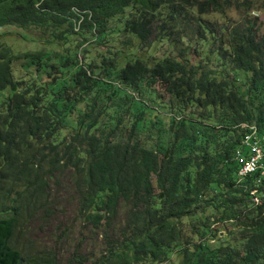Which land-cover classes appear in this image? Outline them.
<instances>
[{
    "label": "trees",
    "instance_id": "obj_1",
    "mask_svg": "<svg viewBox=\"0 0 264 264\" xmlns=\"http://www.w3.org/2000/svg\"><path fill=\"white\" fill-rule=\"evenodd\" d=\"M251 3L0 0V264H58L29 223L55 213L50 181L65 170L78 217L101 229L89 264H264V175H240L234 155L240 123L264 138ZM232 7L240 20L209 18ZM10 26L35 29L32 46L8 39ZM83 32L121 34L132 50L79 59L81 42L65 44ZM162 42L172 53L151 56ZM63 264L88 263L75 249Z\"/></svg>",
    "mask_w": 264,
    "mask_h": 264
},
{
    "label": "rangeland",
    "instance_id": "obj_2",
    "mask_svg": "<svg viewBox=\"0 0 264 264\" xmlns=\"http://www.w3.org/2000/svg\"><path fill=\"white\" fill-rule=\"evenodd\" d=\"M251 6L246 12V17L252 20L257 17L256 24L258 26L259 33L264 35V0H251ZM243 7L231 8L224 17L211 16L210 19L216 18L218 23L227 21L240 20L243 14ZM228 19V20H227ZM114 20L109 22L110 26H113ZM1 30H10L12 33L8 39H16L15 44L21 48H29L32 44L29 43L30 36L35 37L37 31L35 29H22L15 26L4 27ZM85 35L80 36L77 34H71L68 36L67 43L65 44L70 49H73L77 42L79 44L78 49H86L88 53L78 51L77 57L82 59L83 55H90L99 64L103 55H108L111 51L117 50L122 52L132 50L128 45L122 43L124 36L121 34H111V36H105L100 43H96L93 37L89 33L83 32ZM20 34L26 35L27 39L22 41L18 37ZM30 35V36H29ZM85 37V40H82ZM45 49H49V45L44 46ZM55 49H61L56 47ZM151 56L161 57L171 54V48L165 43L152 44L150 48ZM160 95L164 98V95L160 88ZM50 198L56 202V211L49 217L42 220H31L29 223L30 231L32 234L39 233V239L43 240L49 247H54L59 253L58 264H63L66 258L72 251H77L87 259V263H92L104 249V242L101 236V229H94L89 223L82 221L77 215V205L75 200V192L72 183V176L68 170L60 172L55 176V180L50 181ZM124 210L118 207L116 216L114 217L113 227L116 229L123 220ZM36 230V231H35ZM225 232L218 231L216 236H223ZM59 236L58 240H55V236ZM209 242H213L209 240ZM177 258L171 257L167 263L164 264H176ZM147 264V263H146Z\"/></svg>",
    "mask_w": 264,
    "mask_h": 264
},
{
    "label": "built area",
    "instance_id": "obj_3",
    "mask_svg": "<svg viewBox=\"0 0 264 264\" xmlns=\"http://www.w3.org/2000/svg\"><path fill=\"white\" fill-rule=\"evenodd\" d=\"M249 129L250 131L244 133L239 147L234 151L235 158L242 162L239 174L256 172L264 175V143L260 142L253 126H249ZM244 150L245 157L242 156Z\"/></svg>",
    "mask_w": 264,
    "mask_h": 264
},
{
    "label": "clouds",
    "instance_id": "obj_4",
    "mask_svg": "<svg viewBox=\"0 0 264 264\" xmlns=\"http://www.w3.org/2000/svg\"><path fill=\"white\" fill-rule=\"evenodd\" d=\"M76 28H77V27H75V29H76ZM239 126H240L241 128L244 129V132H243V134H242V136H241V139H240V143H241V140H242V138H243L244 133H247V132L250 131L249 126H253V127L255 128L256 134H257V136H258L260 142H261V143H264V138H262V137L260 136V134L258 133V131H257L256 127H255V125H253V124L249 125V124H245V123H240ZM239 145H240V144H239Z\"/></svg>",
    "mask_w": 264,
    "mask_h": 264
}]
</instances>
